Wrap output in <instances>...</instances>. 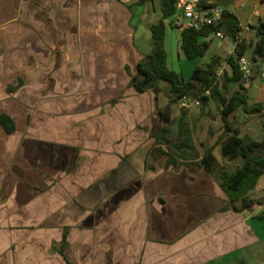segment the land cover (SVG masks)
Returning <instances> with one entry per match:
<instances>
[{"label":"crops","instance_id":"1","mask_svg":"<svg viewBox=\"0 0 264 264\" xmlns=\"http://www.w3.org/2000/svg\"><path fill=\"white\" fill-rule=\"evenodd\" d=\"M206 2L232 13L249 45L254 74L241 92L262 109L238 110L232 127L262 140L264 69L253 56L264 0ZM173 16L165 42L177 36L180 61ZM161 18L159 0H0V114L16 124H0V264H264V175L249 193L261 202L234 210L221 174L243 159L230 168L220 140L185 147L180 126L158 124L161 91L131 86ZM223 42L212 57L231 72L234 45ZM210 147L212 171L199 164Z\"/></svg>","mask_w":264,"mask_h":264},{"label":"trees","instance_id":"2","mask_svg":"<svg viewBox=\"0 0 264 264\" xmlns=\"http://www.w3.org/2000/svg\"><path fill=\"white\" fill-rule=\"evenodd\" d=\"M161 4L162 18L159 22L151 25L152 50L144 56L138 63L137 73L133 75L131 86L138 91L154 90L155 92L164 91L168 101L159 107L158 113L160 120L169 125L172 123L171 110L175 103L184 97L191 96L199 83L203 91L211 89V97H202L205 103L210 98H214L220 104V114L224 121L225 136L220 137L221 155L223 158L234 160L242 158L243 162L232 173L224 172L221 174V186L229 197V202L233 209L241 212L251 210L255 204L261 201L250 198L249 193L258 185L264 175V137L256 140L249 135H241L239 130L232 127L229 119L230 115L238 110L246 113L261 112L260 105H248L247 96L241 92L245 89L242 79L238 59L242 58L248 49V43L240 38V26L237 18L227 10H223V17L220 24L216 27H205L200 30L185 28L179 30L180 50L188 60L203 58L209 49V42L200 41L201 37H208L220 30L224 32L234 45V53L230 55L226 63L231 72L225 69L223 81L220 85L215 81V70L222 66V58L214 56L209 59L205 66H196L188 80L183 75L174 72L168 67L167 52L165 49V19L173 16L177 11V0H159ZM216 5L215 3H208ZM257 42L254 47L253 59L264 60V21L256 27ZM253 79V75L251 77ZM229 82H237L240 89L232 94H225L226 85ZM167 88L164 89L162 84ZM203 94V92H202ZM201 94V96H202ZM203 106V105H202ZM184 114V113H183ZM0 124L8 131L12 132L16 124L7 114H0ZM180 141L185 147L190 146L191 137L185 126L183 115L179 120ZM264 125V124H263ZM166 131L165 129L162 130ZM181 156V154H179ZM199 155L195 151V157ZM170 162L176 164V159L170 157ZM217 159L213 152V147L205 150L199 164L206 170L212 171Z\"/></svg>","mask_w":264,"mask_h":264},{"label":"rangeland","instance_id":"3","mask_svg":"<svg viewBox=\"0 0 264 264\" xmlns=\"http://www.w3.org/2000/svg\"><path fill=\"white\" fill-rule=\"evenodd\" d=\"M159 15V12H158ZM173 21L171 20V23ZM173 32L175 35L177 34V30L173 29ZM223 40L219 39L218 37L214 36V38L210 41V50L207 52V54L203 58H198L195 60H188L185 58V56L180 53L181 60H177V36H174L173 41L170 40L169 37H166L165 42V49L167 52V64L168 67L173 70L176 73H179L183 75V77L188 80L190 78V75L193 71V69L196 66H205V62L208 61L213 55L219 54L223 48L222 45ZM226 59V58H225ZM264 69V60H259V64L257 66V70H260V68ZM254 74V70L252 69V75ZM261 74L258 75L257 81L259 82L261 80ZM223 81V77L220 80V85ZM163 88L166 89L167 85L165 83L162 84ZM237 88H239V83H229L226 85L225 94H231V92H234ZM203 89L201 85L198 83L196 89L194 90V93L190 96V98H197L200 97L202 94ZM160 99L162 103H167V96L165 94V90L161 91L160 93ZM164 105V104H163ZM162 105V106H163ZM257 105V104H255ZM173 120L171 125L173 126H180L179 125V115L183 114V119L185 121V126L188 129V133L192 140L200 141L205 140L207 142L214 141L216 144L219 142V135L224 130V121L221 120V114H220V104L217 100L214 98H210L208 103L206 105H203L201 107H192L190 109H182L179 105L174 106L173 108ZM236 116H231L230 120L233 125H237L243 120V111L236 112ZM178 114V115H177ZM158 116V124L159 125H165L162 120H160L159 114ZM250 122L252 124H259L260 120L259 118H251ZM177 133L179 132H172L169 135L168 141L172 144H177ZM170 147V146H169ZM171 148V147H170ZM174 150V149H173ZM218 155L220 153L218 152ZM240 158L234 159L232 162H230L229 166L234 167L236 162H238ZM261 210V208L259 209ZM264 257V250L260 248L259 258ZM261 264V263H260Z\"/></svg>","mask_w":264,"mask_h":264},{"label":"built area","instance_id":"4","mask_svg":"<svg viewBox=\"0 0 264 264\" xmlns=\"http://www.w3.org/2000/svg\"><path fill=\"white\" fill-rule=\"evenodd\" d=\"M222 17L223 9L220 6L208 4L206 0H177V11L173 16L172 23L178 30L185 28L200 30L205 27L218 26L222 21ZM213 34L221 40H225L228 37L220 30ZM239 36L242 38L241 35ZM238 64L244 84L249 85L252 81L251 64L244 57L238 59ZM225 69L226 64H223L215 70L214 78L216 82H220ZM202 97H211V89L205 90L202 96L197 98L184 96L178 101V105L182 109L201 107L205 103Z\"/></svg>","mask_w":264,"mask_h":264},{"label":"water","instance_id":"5","mask_svg":"<svg viewBox=\"0 0 264 264\" xmlns=\"http://www.w3.org/2000/svg\"><path fill=\"white\" fill-rule=\"evenodd\" d=\"M205 104V103H204Z\"/></svg>","mask_w":264,"mask_h":264}]
</instances>
